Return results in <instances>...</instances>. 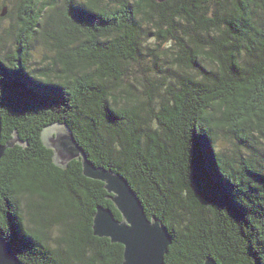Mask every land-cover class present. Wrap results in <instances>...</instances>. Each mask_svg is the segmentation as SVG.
<instances>
[{
	"label": "trees",
	"instance_id": "obj_1",
	"mask_svg": "<svg viewBox=\"0 0 264 264\" xmlns=\"http://www.w3.org/2000/svg\"><path fill=\"white\" fill-rule=\"evenodd\" d=\"M0 116L1 143L25 144L0 160V234L22 264L123 263L92 232L97 207L121 219L111 195L55 164L53 124L167 228L164 264H264V0H0Z\"/></svg>",
	"mask_w": 264,
	"mask_h": 264
},
{
	"label": "water",
	"instance_id": "obj_2",
	"mask_svg": "<svg viewBox=\"0 0 264 264\" xmlns=\"http://www.w3.org/2000/svg\"><path fill=\"white\" fill-rule=\"evenodd\" d=\"M165 0H159L163 2ZM0 116V160L7 149L15 145L25 147L16 132L6 144L1 143ZM43 145L53 151L57 166L65 167L70 161L82 164L85 178L103 183L109 199L119 212L116 219L108 208L97 207L93 217L92 232L97 238H107L113 244L123 246L122 264H164V256L171 244V236L161 221L149 219L128 181L119 174L95 167L74 140L65 124H53L41 132ZM0 264H22L7 240L0 234ZM204 264H217L206 258Z\"/></svg>",
	"mask_w": 264,
	"mask_h": 264
},
{
	"label": "rangeland",
	"instance_id": "obj_3",
	"mask_svg": "<svg viewBox=\"0 0 264 264\" xmlns=\"http://www.w3.org/2000/svg\"><path fill=\"white\" fill-rule=\"evenodd\" d=\"M15 17V15H14ZM2 28H6L10 30V37H6L5 38V44L3 45V54L5 53H12V50H14L16 43L18 41V31L20 30L19 28V24L18 21L16 20V17L11 21H5V23L3 24ZM31 61L34 63H38L41 62L42 60H44L45 55L47 56V58L49 59V57L51 56V53L45 51V50H41V48L37 49L35 52H31ZM26 204V202H22V206L24 207ZM59 235L58 229L54 228L52 230H48L47 231V237L51 240L54 241Z\"/></svg>",
	"mask_w": 264,
	"mask_h": 264
},
{
	"label": "bare ground",
	"instance_id": "obj_4",
	"mask_svg": "<svg viewBox=\"0 0 264 264\" xmlns=\"http://www.w3.org/2000/svg\"><path fill=\"white\" fill-rule=\"evenodd\" d=\"M4 156V155H3ZM57 167V166H56ZM113 244V243H112Z\"/></svg>",
	"mask_w": 264,
	"mask_h": 264
}]
</instances>
